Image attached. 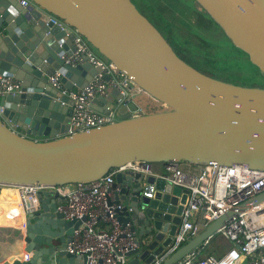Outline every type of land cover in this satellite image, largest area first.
I'll return each mask as SVG.
<instances>
[{"label":"water","instance_id":"1","mask_svg":"<svg viewBox=\"0 0 264 264\" xmlns=\"http://www.w3.org/2000/svg\"><path fill=\"white\" fill-rule=\"evenodd\" d=\"M29 1L23 7L19 0H0V75L21 84L0 100L1 185L89 184L134 161L264 168V88L224 83L190 67L131 0ZM195 1L264 75V0ZM76 35L170 111L67 135L73 102L47 80L57 70L66 89H83L99 71L64 64L61 57L72 54ZM78 76H88L81 86ZM107 92L93 100L94 111L103 104L104 113L117 108L118 92L113 87ZM116 186L119 220L129 224L136 245L126 255L128 264H151L164 256L188 191L130 171L115 175ZM41 197L40 210L28 218L26 239L17 234L0 243V264H86L84 256L64 250L80 221H65L50 204L57 194ZM263 200L264 193L244 206ZM235 214L207 226L202 221L201 231L160 264H176ZM32 250L36 257L24 260L22 253Z\"/></svg>","mask_w":264,"mask_h":264},{"label":"built area","instance_id":"2","mask_svg":"<svg viewBox=\"0 0 264 264\" xmlns=\"http://www.w3.org/2000/svg\"><path fill=\"white\" fill-rule=\"evenodd\" d=\"M19 3L23 7L31 4L29 0H19ZM72 46V54L61 57L64 64L73 67L89 64L99 71L83 89L77 91L64 87L59 71L56 70L49 76L48 84L73 102L67 135L124 119L119 116L123 109L129 110L128 117L170 111L167 105L138 89L129 78L117 71L113 64L100 58L81 36H75ZM104 76L108 80H105ZM20 87V82L0 75V98L19 91ZM108 87H113L118 92L119 99L116 102L119 111H116V108L107 113L94 111L91 108L93 100L98 96L106 97ZM2 109L0 106V114ZM180 163L188 168H182ZM160 164L162 171H155L153 163L134 161L110 170L105 176L89 184H0V190L10 194L8 199L0 202V215L6 225L13 228L19 234L20 240L24 241L29 216L40 210L41 195L48 193L52 199L57 194L56 199L63 200L56 205L57 212L65 221H80L64 249L67 253L84 256L86 264H128L126 255L136 249V245L132 241L129 224H123L119 220L122 205L116 202V194L120 188H112V185L117 173L130 171L163 179L172 186L188 191L186 202L181 204L180 223L166 247L164 256L151 264H160L163 258L196 236L201 231L202 221L204 226H207L228 212L236 214L217 232L227 239V244L215 245L214 249L219 253L202 254L197 248L176 264H264V221L258 217L251 218V215L259 216L264 211V200L250 207L244 206L264 193V168L254 170L237 165L220 166L216 163ZM237 224L236 232H230ZM211 239L201 247L208 246ZM36 254L37 252L32 250L23 252L22 257L24 260H30L35 258Z\"/></svg>","mask_w":264,"mask_h":264},{"label":"trees","instance_id":"3","mask_svg":"<svg viewBox=\"0 0 264 264\" xmlns=\"http://www.w3.org/2000/svg\"><path fill=\"white\" fill-rule=\"evenodd\" d=\"M131 1L190 67L224 83L264 88V75L249 62L244 52L233 46L195 0ZM256 81L261 86L255 84ZM214 241L215 237L208 246L199 247L200 252L217 254V249L209 248Z\"/></svg>","mask_w":264,"mask_h":264},{"label":"crops","instance_id":"4","mask_svg":"<svg viewBox=\"0 0 264 264\" xmlns=\"http://www.w3.org/2000/svg\"><path fill=\"white\" fill-rule=\"evenodd\" d=\"M88 76H85V77H83V76H78L77 77V80L79 81L78 83V85L79 86H81L83 83H85L86 82V78H87ZM80 88L79 87H77V86H75V85H73V88H72V90L73 91H77V90H79ZM0 100H1V98H0ZM107 107V105L106 104H103V105H101L100 107H98V109H99V111L98 112H105L106 110H105V108ZM133 108V107H132ZM131 108V109H132ZM129 110H127V109H123L120 113H119V116H120V118H125V117H128L129 116ZM14 129V128H13ZM15 130V129H14ZM23 135V134H22ZM45 139H39V138H36L35 139V141H44ZM180 165L182 166V168H188V166L187 165H185V164H183V163H180ZM153 169L155 170V171H162V165L161 164H154L153 165ZM9 196H10V194H9V192L8 191H5V190H0V198H1V201L2 200H6V199H8L9 198ZM0 201V202H1ZM61 202H63V200H62V198H59V199H52V201L50 202V204H52V203H55L56 205H59ZM50 212H52L51 210H50ZM2 222V221H1ZM0 222V243H4L5 241H6V238H8V239H13L14 238V236L15 235H17V233H16V231L13 229V228H9L8 227V225H6V224H2ZM4 223V222H3ZM56 232H57V230H56ZM53 241L54 242H58V238H54L53 239ZM19 244H20V242H19ZM21 246H23V242L21 243ZM14 248L16 249V250H18V249H20L21 247L19 246V245H15L14 246ZM142 261H140V263H141Z\"/></svg>","mask_w":264,"mask_h":264},{"label":"rangeland","instance_id":"5","mask_svg":"<svg viewBox=\"0 0 264 264\" xmlns=\"http://www.w3.org/2000/svg\"><path fill=\"white\" fill-rule=\"evenodd\" d=\"M219 41V40H218ZM255 84H258V85H260V83H259V81H256V82H254ZM263 85V84H262ZM261 86V85H260ZM119 107H117L116 108V111H119ZM196 220V217H194L193 218V221H195ZM217 243H219L220 245L222 244L223 245V243L225 244H227V239L224 237V236H222L221 234H217L216 236H215V241H214V243H213V245H214V247H215V245L217 244ZM213 245L212 246H209V248L210 249H214V247H213Z\"/></svg>","mask_w":264,"mask_h":264},{"label":"bare ground","instance_id":"6","mask_svg":"<svg viewBox=\"0 0 264 264\" xmlns=\"http://www.w3.org/2000/svg\"><path fill=\"white\" fill-rule=\"evenodd\" d=\"M0 201H1V198H0ZM255 217H258V218H260L261 219V221H264V211L263 212H261L260 213V215L259 216H257V215H251V218H255ZM0 219L4 222H1L2 224H7L4 220H3V218H2V216L0 215ZM237 227H238V224L237 225H235V226H233L231 229H230V232H232V233H235L236 232V230H237Z\"/></svg>","mask_w":264,"mask_h":264}]
</instances>
